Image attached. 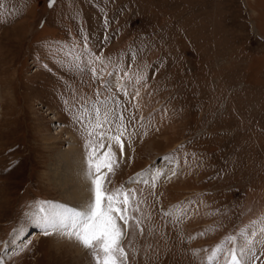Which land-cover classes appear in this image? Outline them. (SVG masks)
I'll return each mask as SVG.
<instances>
[{
    "label": "rangeland",
    "instance_id": "rangeland-1",
    "mask_svg": "<svg viewBox=\"0 0 264 264\" xmlns=\"http://www.w3.org/2000/svg\"><path fill=\"white\" fill-rule=\"evenodd\" d=\"M123 129L126 264H225L230 236L264 264V0H0V264H94L43 218Z\"/></svg>",
    "mask_w": 264,
    "mask_h": 264
},
{
    "label": "snow or ice",
    "instance_id": "snow-or-ice-1",
    "mask_svg": "<svg viewBox=\"0 0 264 264\" xmlns=\"http://www.w3.org/2000/svg\"><path fill=\"white\" fill-rule=\"evenodd\" d=\"M49 6H53L55 0H48ZM99 95V93H97ZM91 119L87 116L85 120L91 124L93 121L95 128H101L103 123L108 122L105 115L103 121L99 110L94 109ZM123 120V115L116 117ZM85 120L80 122L83 124ZM119 135L98 134L97 143H89V175L91 185L89 189V199L81 210L63 209L49 212L43 218V234L49 235L52 232L63 235L69 239L76 240L83 248L89 250L94 264H126L127 253L121 246L123 234L117 220L124 225L129 223V196L123 188L109 191L106 187L107 173L114 171V165L118 162L113 159L116 155L113 152L115 145L120 155L124 153L125 142L122 140L123 132ZM111 131V129H109ZM91 135V133H89ZM105 140L110 141L105 147ZM105 157L103 164H95L93 174V164L100 157ZM107 169V173L103 172ZM121 204L124 206L121 208ZM42 212L46 211L41 209ZM138 211V209H137ZM228 243L233 247L224 253L225 264H247L244 257V245L239 244L238 238L230 236ZM246 243V241L244 242ZM224 252L222 246H218L213 256L210 257V264H215V260Z\"/></svg>",
    "mask_w": 264,
    "mask_h": 264
},
{
    "label": "bare ground",
    "instance_id": "bare-ground-1",
    "mask_svg": "<svg viewBox=\"0 0 264 264\" xmlns=\"http://www.w3.org/2000/svg\"><path fill=\"white\" fill-rule=\"evenodd\" d=\"M74 149L75 148H73L71 151H73L74 152ZM72 153V152H71ZM76 154V153H75ZM76 164H72V168L75 170H72V171H70V173L69 174H71L70 175V177H69V179H65V176H63V179L64 180H66L67 182H63L62 183V187L63 188H65L67 185H68V183L69 182H73L76 178H78L77 180H80L81 178L83 179V178H86L87 179V177H82L83 175H84V172L82 171V167H81V161H80V159H79V157H78V155L76 156ZM59 161H61V160H59ZM65 162V161H64ZM76 166H77V169H76ZM175 171L173 170V173H174ZM72 174L73 175H75V177H73L72 176ZM88 180V179H87ZM90 180V179H89ZM83 181L84 182H87L85 179H83ZM79 184L77 185V186H72L71 187V189L70 190H68V189H66L65 190V193H68V191H70V193L68 194L69 195V197H73L74 199H75V201L76 202H78L80 205H81V203H82V200H84V198L83 197H85V195H87L88 193L86 192V190H87V185L86 186H84L81 182H78ZM84 191V192H83ZM38 238V235L36 234V232H34V234H33V236H32V238L31 239H37Z\"/></svg>",
    "mask_w": 264,
    "mask_h": 264
}]
</instances>
